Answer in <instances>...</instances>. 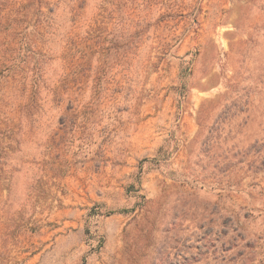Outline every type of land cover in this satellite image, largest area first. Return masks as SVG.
<instances>
[{"label": "rangeland", "instance_id": "rangeland-1", "mask_svg": "<svg viewBox=\"0 0 264 264\" xmlns=\"http://www.w3.org/2000/svg\"><path fill=\"white\" fill-rule=\"evenodd\" d=\"M47 1L0 11V264H264V0Z\"/></svg>", "mask_w": 264, "mask_h": 264}, {"label": "trees", "instance_id": "trees-1", "mask_svg": "<svg viewBox=\"0 0 264 264\" xmlns=\"http://www.w3.org/2000/svg\"><path fill=\"white\" fill-rule=\"evenodd\" d=\"M59 1H60V0H49V1H47L46 4H48V6H49V4H50V2H51L50 5L57 7ZM79 1H80V0H79ZM8 3L10 4V3H11V0H5V1L0 0V11H1L2 8H7V10H10V6L7 5ZM11 6H12V5H11ZM38 10H40V9H38ZM48 11H51V8H50V7H49ZM7 13H8V12H7ZM7 15H9V14H7ZM9 18H10V17H9ZM15 21H16V18H15V19H12V20H11V24H8L7 30L3 31L2 39H3L4 41H6V45H8V44L11 42V41H10L11 36H13V34L16 33V27H14V23H15ZM5 68L8 69V70L10 71V66H9V65L5 66ZM160 152H161V149L159 150V154H158L159 156H160ZM164 152H165V151H164ZM165 156H166V157H165ZM162 157L167 158V154L164 153V154L162 155ZM140 196H141V198L144 199V196H143V195H140Z\"/></svg>", "mask_w": 264, "mask_h": 264}]
</instances>
